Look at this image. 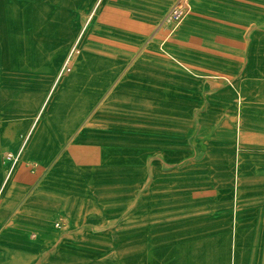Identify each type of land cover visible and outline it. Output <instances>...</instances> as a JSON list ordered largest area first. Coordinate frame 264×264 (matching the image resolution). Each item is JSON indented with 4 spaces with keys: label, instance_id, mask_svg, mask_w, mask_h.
<instances>
[{
    "label": "crops",
    "instance_id": "crops-1",
    "mask_svg": "<svg viewBox=\"0 0 264 264\" xmlns=\"http://www.w3.org/2000/svg\"><path fill=\"white\" fill-rule=\"evenodd\" d=\"M0 37V264L48 258L96 200L130 196L142 221L119 264H187L213 198L217 214L241 204L235 254L264 264V0H0ZM177 164L212 173L159 178ZM161 195L199 214L164 239L141 214Z\"/></svg>",
    "mask_w": 264,
    "mask_h": 264
},
{
    "label": "rangeland",
    "instance_id": "rangeland-1",
    "mask_svg": "<svg viewBox=\"0 0 264 264\" xmlns=\"http://www.w3.org/2000/svg\"><path fill=\"white\" fill-rule=\"evenodd\" d=\"M24 8V12H26L27 5H25ZM24 24L27 26V17H25ZM4 26L2 25L1 28ZM3 38L7 37H0V39ZM15 38L25 39L27 36H16ZM1 43H3V41H1ZM214 137L215 136H213V138ZM202 151H204V149H193V155H203L200 154ZM203 167L206 176H210L212 171L206 170L207 165L193 164L190 173L186 175L184 174L182 166L177 164L174 168L169 170L165 167L160 169L158 171L160 173L159 178H165L166 181H177L184 177H187V179L190 177L199 178V175H204ZM176 188L177 185L175 189ZM127 200L128 207L126 210L118 209L120 207L118 203H113L115 205H105V202L102 200H96L97 216L95 221L93 222L91 219V221L87 223L84 221V216L82 215V218H80V226L72 229L73 233L71 231L69 237L55 250L54 254L49 255L48 258L43 255L39 260L34 261L33 264H119V253H125V257L127 256L128 258L134 256V254L131 253L133 245L119 243L121 237H135L139 221H142L141 217L137 216L135 211L137 204V202H135L136 197L130 196ZM209 203V207L202 214V218H204L208 224L202 228L201 234L198 235L207 236L208 243H202L201 245L195 242L191 243L190 248H197L192 252L193 254L186 258L187 264H199L198 259L203 263L205 254H207V264H216L217 259H219L216 251H219L220 254L224 252V260L229 256L227 260L228 264H237L238 261H240V264L242 261L248 264L249 260H247V258H245L246 260H241V257L235 254L240 250L238 248L239 246L247 245L248 243L246 233L249 229L238 226L240 213L244 216V220L247 218V213L240 212L241 204L237 202V200L234 202L236 203L234 211H232L231 208L227 213L220 211L219 214H217L215 210V199L213 198ZM99 207H107L109 210L101 211L98 209ZM153 207L154 210L152 211L143 210L141 213L143 222L149 226L148 233L150 235L162 237V239L174 234L176 230L173 232L174 228L172 227L181 225L179 227L188 228L192 226L193 221L199 217L197 210L190 207L189 204L183 205L181 199H177L175 196L171 195H161ZM217 218H219L221 222L224 220L225 225H229L228 231H223L222 227L219 228L221 236H226L228 233L231 235L227 243H216ZM144 234H146V232H144ZM238 237H240V239H238ZM217 248H219V250H217ZM251 249L255 250L258 256L262 253L263 243L252 242L250 243V250ZM226 252H229L228 256ZM261 260L262 259H255L250 262L251 264H261Z\"/></svg>",
    "mask_w": 264,
    "mask_h": 264
},
{
    "label": "built area",
    "instance_id": "built-area-1",
    "mask_svg": "<svg viewBox=\"0 0 264 264\" xmlns=\"http://www.w3.org/2000/svg\"><path fill=\"white\" fill-rule=\"evenodd\" d=\"M185 15V11L182 10V9H175V11L173 12V15L172 17L176 20V21H179L181 20ZM7 158L8 159H12L13 158V155L12 154H8L7 155Z\"/></svg>",
    "mask_w": 264,
    "mask_h": 264
},
{
    "label": "bare ground",
    "instance_id": "bare-ground-1",
    "mask_svg": "<svg viewBox=\"0 0 264 264\" xmlns=\"http://www.w3.org/2000/svg\"><path fill=\"white\" fill-rule=\"evenodd\" d=\"M192 7V6H191ZM117 22V21H116ZM115 24V23H114ZM136 24H138L137 22H136ZM117 25V24H116ZM130 25V24H129ZM137 26V25H136ZM138 26H140V24L138 25ZM129 27V26H128ZM131 28V27H130ZM146 29V28H145ZM128 30V29H127ZM135 30V29H134ZM139 31V30H138ZM145 33V32H144ZM148 33V32H147ZM160 38H161V36H160ZM113 45V44H112ZM120 46H122V45H120ZM119 47V46H118ZM124 47V46H123ZM128 49V48H127ZM130 50H132V49H130Z\"/></svg>",
    "mask_w": 264,
    "mask_h": 264
}]
</instances>
